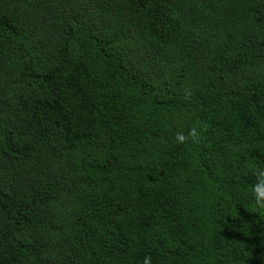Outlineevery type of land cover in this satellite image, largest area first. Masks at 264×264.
Instances as JSON below:
<instances>
[{
	"label": "trees",
	"instance_id": "obj_1",
	"mask_svg": "<svg viewBox=\"0 0 264 264\" xmlns=\"http://www.w3.org/2000/svg\"><path fill=\"white\" fill-rule=\"evenodd\" d=\"M262 170L264 0H0V264H264Z\"/></svg>",
	"mask_w": 264,
	"mask_h": 264
},
{
	"label": "clouds",
	"instance_id": "obj_2",
	"mask_svg": "<svg viewBox=\"0 0 264 264\" xmlns=\"http://www.w3.org/2000/svg\"><path fill=\"white\" fill-rule=\"evenodd\" d=\"M197 130L196 129H192L191 132L189 133L190 136L195 137ZM178 139L183 142L186 140V137L183 135H180L178 137ZM259 175H264V170L258 172ZM254 193L256 194V199H257V203L261 206L264 207V188H261L258 184H256L254 186ZM144 264H151V258L150 257H146Z\"/></svg>",
	"mask_w": 264,
	"mask_h": 264
}]
</instances>
